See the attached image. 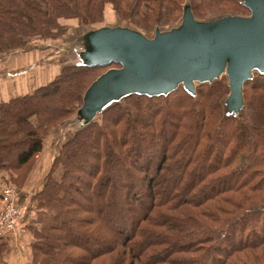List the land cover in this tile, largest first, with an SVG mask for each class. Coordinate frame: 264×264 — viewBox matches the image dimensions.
Here are the masks:
<instances>
[{
    "label": "trees",
    "instance_id": "obj_1",
    "mask_svg": "<svg viewBox=\"0 0 264 264\" xmlns=\"http://www.w3.org/2000/svg\"><path fill=\"white\" fill-rule=\"evenodd\" d=\"M243 1L0 0V59L74 26L114 18L150 31L186 10L206 22L244 16ZM110 67L120 65L63 64L45 85L0 102V179L25 186L51 129L81 114ZM228 94L220 77L193 92L129 93L90 117L30 197L27 264H264V74L255 69L242 86L244 119L224 111ZM9 232L0 264H9Z\"/></svg>",
    "mask_w": 264,
    "mask_h": 264
},
{
    "label": "water",
    "instance_id": "obj_2",
    "mask_svg": "<svg viewBox=\"0 0 264 264\" xmlns=\"http://www.w3.org/2000/svg\"><path fill=\"white\" fill-rule=\"evenodd\" d=\"M248 16H226L197 22L186 10L181 26L147 38L129 28H104L89 39L85 60L101 66L119 64L95 79L81 112L89 117L108 102L129 93L167 94L182 84L226 75L228 113L243 105L242 86L253 71L264 74V0H244Z\"/></svg>",
    "mask_w": 264,
    "mask_h": 264
},
{
    "label": "crops",
    "instance_id": "obj_3",
    "mask_svg": "<svg viewBox=\"0 0 264 264\" xmlns=\"http://www.w3.org/2000/svg\"><path fill=\"white\" fill-rule=\"evenodd\" d=\"M85 39L89 42V39L85 37L82 40ZM55 44L54 41L51 43L34 44V46L26 50H17L0 59V102L29 93L34 88L45 85L56 75L66 59L63 61H60L58 58L55 59L58 55V52L52 51ZM72 48L71 46L68 49L69 55L78 58V54H76V51H72ZM73 63H79V61H74L73 59ZM68 122L66 121L51 129L29 180L24 187L19 189L18 201L25 208L29 205L32 193L38 188L48 170L57 147L68 139H64L65 136L63 135L65 132L64 128L68 130ZM27 220L28 211L23 215L21 222L15 229L3 236L8 243L9 252L7 260L9 264H27L28 235L25 229H23Z\"/></svg>",
    "mask_w": 264,
    "mask_h": 264
},
{
    "label": "rangeland",
    "instance_id": "obj_4",
    "mask_svg": "<svg viewBox=\"0 0 264 264\" xmlns=\"http://www.w3.org/2000/svg\"><path fill=\"white\" fill-rule=\"evenodd\" d=\"M248 14H249V12H246V13H244V16H248ZM239 16H243V15H239ZM211 18H212L211 16H208L204 19H196V21L197 22H206L207 20H211ZM111 19L112 20L107 19L106 22L95 24V25L90 26V27L74 26L72 29L69 30V32L62 39H57L56 41L51 40V42L54 41L56 43L53 46L52 51L58 52V55H57V53H55V55H57L55 59L58 58L60 61H63L64 59H66V61L63 62V64H71V63H73V59H74V61H79V63H87L88 61L85 60V53L89 52L91 50V45L89 42H87V39L82 40L84 37L90 38L95 32L101 30L100 28L104 29L107 27L108 28H115V27H121L122 28L123 27V28L135 29L134 27L128 26L127 24H125L123 22H119L118 20H116L114 18H111ZM180 26H181V19L175 21L174 23L165 25V26L155 27L153 30H150V31H142L139 29H135L134 31L138 30L139 33H141L142 35H144L147 38H154L155 34L158 32L159 33L169 32V31H172L173 29L180 28ZM45 43H49V42H45ZM71 46L73 47L72 51H76V54H78V58H76L72 55H69L68 49H70ZM18 51H20V50H18ZM67 57L72 58V59H68ZM110 68H117V67H110ZM107 70H105L103 73H105ZM221 77L227 78L225 74H223ZM195 85H197V83H195ZM112 101L113 100H111L110 102H112ZM110 102H108V103H110ZM223 109H224V111L227 112L228 106L226 103L223 104ZM99 113H100V111L97 112L95 117H97L99 115ZM233 113L238 115L240 118L244 119L246 116V108L241 107L240 109H238L237 112L233 111L232 114ZM89 119H90V117L86 113L81 112V114L79 116L77 114L73 119L71 118V119L66 120L67 122L69 121L68 122V130H70V131L65 130L66 128H64V131H65L63 134L65 136L64 139L72 137L75 130H77V129L81 128L83 125H85L89 121ZM6 179H7L6 175L3 176L0 179V185L5 186L8 184L15 189L17 204H18V206L22 212V217H23V215L27 213L29 205L26 206L27 208H25L24 205L20 204V201H18L19 189L16 188L15 186L11 185L10 183H8L6 181ZM2 208H3V206H2ZM2 208H1V210H2Z\"/></svg>",
    "mask_w": 264,
    "mask_h": 264
},
{
    "label": "built area",
    "instance_id": "obj_5",
    "mask_svg": "<svg viewBox=\"0 0 264 264\" xmlns=\"http://www.w3.org/2000/svg\"><path fill=\"white\" fill-rule=\"evenodd\" d=\"M0 196L3 206L0 211V233H4L15 229L22 218V212L17 204L16 191L12 186L1 185Z\"/></svg>",
    "mask_w": 264,
    "mask_h": 264
}]
</instances>
